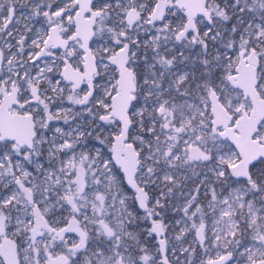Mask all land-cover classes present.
<instances>
[{"label":"snow or ice","instance_id":"obj_1","mask_svg":"<svg viewBox=\"0 0 264 264\" xmlns=\"http://www.w3.org/2000/svg\"><path fill=\"white\" fill-rule=\"evenodd\" d=\"M0 264H264V0H0Z\"/></svg>","mask_w":264,"mask_h":264}]
</instances>
